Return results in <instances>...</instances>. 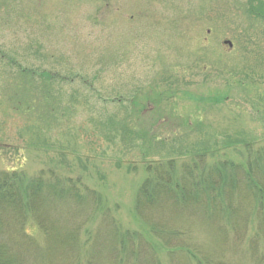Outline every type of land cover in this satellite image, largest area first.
<instances>
[{"label": "rangeland", "instance_id": "1", "mask_svg": "<svg viewBox=\"0 0 264 264\" xmlns=\"http://www.w3.org/2000/svg\"><path fill=\"white\" fill-rule=\"evenodd\" d=\"M263 146L264 0H0V172L99 195L61 214L99 241L91 264H264L253 221L135 212L148 165L198 175Z\"/></svg>", "mask_w": 264, "mask_h": 264}, {"label": "trees", "instance_id": "2", "mask_svg": "<svg viewBox=\"0 0 264 264\" xmlns=\"http://www.w3.org/2000/svg\"><path fill=\"white\" fill-rule=\"evenodd\" d=\"M247 155L243 164L222 162L202 168L198 175L188 172L186 166L176 176L173 162L148 165L150 177L136 193L135 212L148 222L147 211L165 205L180 211L191 210L220 222L234 233H244L253 221L258 235L263 236L264 146L254 155ZM192 157L201 161L207 154L205 151ZM78 185L82 186L79 179L73 181L52 172L48 177L0 172V264H56L60 258L70 260L71 264H91V256L101 254L99 241L88 242L87 238L88 243L83 246L79 243L80 229H72L63 220L72 211L61 216L62 207L72 203L84 209L89 200L99 204V195L91 192L81 196ZM32 228L36 229V236H42L41 246ZM81 251L87 253L85 261L78 257ZM121 255L125 259L118 263L128 262Z\"/></svg>", "mask_w": 264, "mask_h": 264}, {"label": "water", "instance_id": "3", "mask_svg": "<svg viewBox=\"0 0 264 264\" xmlns=\"http://www.w3.org/2000/svg\"><path fill=\"white\" fill-rule=\"evenodd\" d=\"M225 44H227L229 47H231V44L229 42H225Z\"/></svg>", "mask_w": 264, "mask_h": 264}]
</instances>
